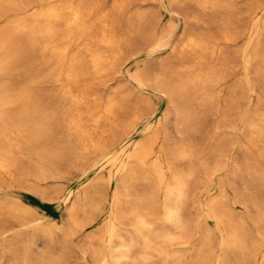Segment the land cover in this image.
<instances>
[{"label":"bare ground","instance_id":"1","mask_svg":"<svg viewBox=\"0 0 264 264\" xmlns=\"http://www.w3.org/2000/svg\"><path fill=\"white\" fill-rule=\"evenodd\" d=\"M19 1L0 0V77L11 75L17 68V62L27 59L30 50H39L42 57L49 52L59 58L52 66V77L69 104L63 111L67 120L57 124L58 117L54 113L57 109L45 111L41 103L43 98L31 88L21 92H9V86L0 81V216H3L0 217V239L5 250L12 254L10 264H60L70 249L69 238L76 230L79 231V228L92 221L93 213L100 204L102 186L105 183L112 184L114 176H118V183L113 188L106 221L93 233L90 231L91 233L85 236L88 239L78 245L77 252L84 264H150L149 257L154 251L163 255L164 260L168 259L164 264H181L184 256L182 248L173 246L168 250L167 244L185 243L191 239L188 215L191 180L195 176L196 164L209 166L202 150H196L186 135L198 126L200 110L197 108H205L206 103L215 98L213 87L223 80L229 71L227 66L231 62L228 52L222 48L217 50L211 41L223 38L229 42L237 38L235 17L230 14L232 5L227 9L230 15H226V11L224 15H219V11L228 8L230 2L192 0L212 16L206 19L195 13L186 12L184 15L185 24L178 43L172 45V48L177 49L180 46L179 56L183 63L175 71L178 78L176 81L168 78L163 68H160L161 74L153 78L145 79L142 72L137 71L140 69L133 74L134 79L141 84L152 81L167 95L173 110L171 112L174 126L181 137L175 142L174 148H171L164 144L167 139L159 127L151 130L149 134L146 133L145 137H130L119 144L118 142H122L118 141L120 134L143 115L140 111L142 99L137 98L129 104H123V95L119 88L114 87L107 94L102 93L99 88L100 84H107L111 74L117 72L127 51L138 44L136 32L144 18L142 9H136L134 21L132 19L123 32L120 21L113 12L124 11L129 0H112L113 12L106 7L108 0H47L44 7L34 8L27 15H15V18L4 20L3 23L2 11ZM168 1L172 2H169L170 5L180 2ZM263 2L264 0H253V12L254 9H262L263 6H260ZM102 3L103 11L98 16L100 26H96V29L89 23ZM169 19L171 23V18ZM252 19V29H264V18L261 19L257 14ZM194 22H202L208 30L200 32L198 28V31ZM213 27L216 30L212 32L210 30ZM173 28L166 26L159 32L154 26L153 32L149 34L151 48L167 45ZM257 37L256 42L247 51V63L252 65L255 62L257 75L264 78V39L258 35ZM23 38L28 43L26 47ZM251 40L253 39L248 41ZM76 41L78 46L75 45L73 53L68 55L67 51L70 46L75 47ZM177 44L179 45L176 46ZM177 49L175 48L176 51ZM207 54L212 57L217 54L216 61L208 63ZM86 56L89 58L86 59ZM45 61L47 62L45 59L43 63ZM171 69L175 70L172 67ZM50 76L49 74V78ZM262 90L264 93V86ZM230 98L228 100L236 99L234 96ZM46 99L50 100L49 97ZM195 99H198V103ZM152 102H147L148 108L152 107ZM229 106L230 111L232 106ZM126 109L133 112V120L126 121L123 118L122 112H126ZM33 112L50 113L40 118ZM229 115L230 113L224 114L221 124H216L215 129L219 137L222 125L231 126ZM248 117L244 123L250 130L247 140L254 145L257 143L259 156L264 157V144H261L264 141V103L259 104ZM57 129L61 131L55 133ZM216 141L219 142V139ZM218 142L212 145L213 151L218 150ZM99 155L101 165H110L108 172L105 175H90L83 182L82 190L66 204L65 224L55 219L47 222L44 219L45 214L33 203H25L6 190V185L16 179L15 168L23 159L34 165V169L43 176L50 177L56 172L61 173L64 166L73 167ZM180 159H186L187 166H181L178 163ZM261 171L258 163L242 168V172L251 176L259 175ZM24 178L23 176V180ZM139 183H142L140 190L137 189ZM27 187L33 194L48 201L41 204L43 208L52 209L56 197L51 194L54 191L50 190L49 186L36 182L29 183ZM250 203L255 207L258 220L264 222V206L255 198H251ZM206 213L208 217L215 219L220 230L221 252L216 256L215 234L211 228L204 227L198 245L192 248L193 259L190 263H250V258L256 257L262 243L248 237L245 225L236 218L227 204L223 188L207 202ZM4 214L17 222V229H12L11 225L6 223L8 219ZM57 235L58 248L55 243ZM95 237L99 238V246L92 243ZM12 239H17L19 243L15 245Z\"/></svg>","mask_w":264,"mask_h":264},{"label":"rangeland","instance_id":"2","mask_svg":"<svg viewBox=\"0 0 264 264\" xmlns=\"http://www.w3.org/2000/svg\"><path fill=\"white\" fill-rule=\"evenodd\" d=\"M108 1L110 4L107 3L106 7L111 12H113L111 10L112 0ZM169 2L170 1L168 0H129L128 4L124 8V11H121L119 13L115 11L113 12V15L116 16L120 21L121 32L126 31V26L132 19L134 21L136 9H142L141 12L144 13L145 18H143L142 24L136 32L138 44L134 46L132 50L127 51V54L125 55V57H123L121 64L118 67L119 71L117 70V72H115L113 75H110L107 84L99 85L101 92L104 94H107V92L114 87L119 88L122 91L123 98L121 99V103L123 104H129L132 102V100H135L137 98L142 99V104L140 103V111H142L141 114L143 115H141L140 118L135 119L133 124L127 126L123 133L120 134V138L118 141L122 142H118L119 144L123 143L130 137H145L147 135L146 133L149 134L151 130L153 131L157 127L160 128L162 135L166 136L167 140H164V144L167 147L174 148L175 142H177L181 138L180 135H178L176 127L174 126L172 113L173 110L171 109V105L167 95H165L159 88H157L152 83V81H147L145 84H141L133 77V74L136 72V70L140 69L137 71L142 72V75L143 77L145 76V79L148 77L153 78L156 75H160V68H163V70L166 71L168 78H171L172 81H176L178 78L175 74V71L179 69V66H181L183 63L181 62L182 58L179 56V44L176 45L178 46V49L177 47H175L177 51L175 50V48H172V45L176 43L177 40H179L180 34L185 24L184 15L187 12L198 14L202 18H209L212 16L211 13H207L209 11H203L192 0H180V2L173 3L172 5H170V3L172 2ZM224 2L230 3H228L229 5H227L228 8L221 9L219 11V15H224V12L229 11L227 9H229V7L232 5L230 7L232 8L230 9L231 12H229L231 16L235 17V24L237 28H234L237 30L236 35L238 36H236L237 38H235L233 41L229 42L225 41L223 38H218V40L216 38V40L214 39L211 41L212 43L214 42L213 46L216 47L217 50L222 48L228 52L230 59L229 62H231L232 64L230 63L229 66H227V70H229L227 71V76L223 80L218 81L217 84L213 87L215 98L208 101L205 108H197L201 112H199L198 126L195 130L189 131L187 133L188 136L186 135L187 140H190L196 150H202V154L207 159L210 167L196 164L194 174L195 176L193 177L194 179L192 178L191 180V199L188 206L189 224H191V226H189V229H191V239L185 243L178 242L174 244H167L168 250L172 249L173 246L182 248V250L184 251V256L182 258L181 264L192 263V248L198 245L199 240L204 232V227L211 228L215 234L216 256L221 252L220 230H218L217 228L215 219L210 216L208 217L206 210L207 202L211 199L212 196L219 193L222 188L226 194L227 204L229 205L234 215H236V218L243 223V226L245 225L244 229L248 237L251 240L262 243L261 248H259L257 251L256 257L250 258V263L248 264H264V222L258 220L255 207L250 203V199L255 198L261 205L264 206V157L259 156V147L257 146L258 144L255 143L254 145L253 142L250 143L247 140L250 134V130H248V127L244 125L246 120L249 118L248 116L252 114L253 110L259 104L264 103V93L262 90V86H264V78H261L259 75H257L255 71L257 65L255 64V62L252 65L247 63V51L249 48H251L252 44L256 42L258 38L257 35L260 36L261 39H264V29L260 31L257 29H252V18L256 17L257 14L261 16V19L264 18V2L260 6H263V10L258 8L256 9V11L254 9V12L253 8L251 7V3L253 2V0H224ZM45 5H47V0H20L17 4L7 8V10L4 9L2 11L3 17H1V19H3L2 21L4 23V20L9 21L12 18H15L17 15L20 16V14L27 15L31 11H33L34 8L44 7ZM102 7L103 3L102 6H100V8L97 10L98 12L96 11L91 17V21L89 23L91 27L93 26L97 29V27L100 26L98 16L103 11ZM229 12H227L226 15L229 14ZM169 18H171V23L169 21ZM97 22L99 25L97 24ZM95 23L97 25H94ZM163 24L164 26H162ZM154 26L158 28L159 32H161L162 29L166 26L174 28L172 29V33L169 37V43L167 45L152 49V41H150L149 34L153 32ZM194 26L197 28V30L199 28L201 31H198L200 32H206L208 30L202 22H194ZM214 29L216 30V28L213 27L210 31L213 32L215 31ZM250 38L253 39L251 40V42L248 41ZM25 40L26 39L23 38V43L26 47L28 46V43ZM74 43V46H78L77 41ZM76 46H70V49L72 51L69 49V51H67L68 55H71L73 53ZM83 53L84 55H86L85 52ZM216 55L212 57V55L207 54V58H209V60L206 59V61L208 60V63L215 62ZM30 56L33 57L31 58ZM88 58L89 56H86V59ZM45 59L47 60V62L45 61L43 63ZM58 59V56H52L49 52H47L45 57H42L39 53V50H30L27 59L25 58V60L17 62V68L13 70L12 74L8 77L1 76L0 81L1 83H5L9 86V92H21L23 91V89L31 88L34 93L43 98V100L41 99V103L43 109H46L45 111H51L54 108L57 109V112L54 113L58 117L57 124H60L67 120V116L63 114V111L68 107L69 102L63 97L61 89L53 81L52 66L55 63L54 61H57ZM161 62L163 64L162 67ZM164 63L167 64L165 65ZM230 65L232 66L230 67ZM170 66L175 70L173 71ZM49 74L51 75V78H49ZM2 78L3 80H1ZM218 90L220 92H218ZM141 96L145 98V101H143V98ZM229 96H234L236 99L234 101L228 100V98H230ZM47 97L50 98L49 101H47ZM195 100L197 101L195 102L198 103V99ZM259 100H261L260 102L262 103H258ZM149 101H153L151 103V108L153 109L147 107V102ZM230 104L232 106V109H230L229 111L228 109L230 107ZM18 105L19 103L17 104V106ZM125 111L126 112H122L123 118L126 121L133 120V112L127 109ZM33 113L42 118L44 115L49 114L50 112ZM223 113H230L229 121L231 122V126H221V138L219 137V133L216 132L215 128L216 124H221L224 116ZM58 131L61 130L57 129L55 133H58ZM217 137L219 139V142L216 141L218 140ZM217 142L219 144L218 150L213 151L212 145L216 144ZM261 144H264V141ZM100 158L101 157L99 155L87 160L88 162H82V164L73 167L66 168L64 166L66 169L62 167L63 170L61 173L56 172L54 176L50 175V177L49 175L43 176L40 172H38L36 168L35 171V166L29 164L28 162H26L27 160L23 159L18 167L15 168V172H17V174L15 173L14 178L16 179H13L10 184L6 185V190L9 194L19 197L25 203H33V205H35L37 209L41 210V212L45 214L44 219L47 222L55 219L59 223L65 224L67 223V221H64L66 220V204L70 202V199H73L75 197L78 191L82 190V186L84 184L83 182L90 175L92 176L97 173H101L103 175L107 174L110 165L105 163L101 165ZM178 163L181 166H187L188 161L186 162V159H180ZM257 163L261 166L262 170L259 175L256 174L251 176L247 173L242 172V168L246 165L254 166ZM94 165L96 167H94ZM22 175L25 177L24 180ZM18 178H21L22 180ZM117 178L118 176H114V181H112V184H103L100 204L93 213L92 221L85 224L83 228H79V231L76 230L69 238L68 241L70 243L68 242V245L70 249L67 253V257L60 264H84V262L80 258V254H78V245L84 243L85 240L88 239L85 238L87 234L91 232L93 233L106 221L110 212V200L113 193V188L114 185L118 183ZM29 179L30 181L28 182ZM36 182L49 186L50 190H53L57 193V195H55L56 193L51 192V194L56 197L51 210H47L41 205L48 203V201L42 199L39 196H36L27 187L29 183L34 184ZM141 184H137L138 190H140L139 187ZM38 203L40 206L38 205ZM4 217L8 219L6 223H8V225H11L12 229L18 228L16 226L17 222L11 216L4 214ZM8 233L10 234L11 232L9 231ZM10 235L12 236V233ZM58 238L59 236L57 235L55 240L56 248H58ZM95 238L92 240V243L95 246H99L101 244L98 241L99 238ZM12 242L15 245L19 243L17 239H12ZM73 243L75 244V246ZM73 247L77 248L74 249ZM154 252H152L149 257L150 264H164L168 262L167 258L166 260H164L163 255L156 251ZM11 255V252L5 250L2 240L0 239V264H10L12 261ZM216 259L217 258L215 257L214 262H216Z\"/></svg>","mask_w":264,"mask_h":264}]
</instances>
